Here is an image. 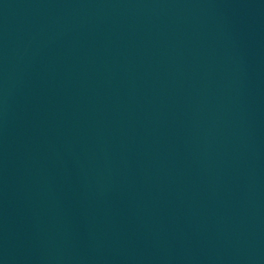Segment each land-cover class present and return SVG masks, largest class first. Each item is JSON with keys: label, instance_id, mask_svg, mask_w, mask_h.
Listing matches in <instances>:
<instances>
[{"label": "water", "instance_id": "water-1", "mask_svg": "<svg viewBox=\"0 0 264 264\" xmlns=\"http://www.w3.org/2000/svg\"><path fill=\"white\" fill-rule=\"evenodd\" d=\"M0 264H264V0H0Z\"/></svg>", "mask_w": 264, "mask_h": 264}]
</instances>
